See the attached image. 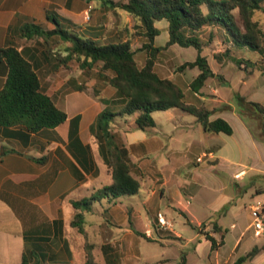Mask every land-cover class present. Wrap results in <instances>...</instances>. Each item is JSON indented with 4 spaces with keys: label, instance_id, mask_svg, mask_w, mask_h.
Returning <instances> with one entry per match:
<instances>
[{
    "label": "crops",
    "instance_id": "0c3cea01",
    "mask_svg": "<svg viewBox=\"0 0 264 264\" xmlns=\"http://www.w3.org/2000/svg\"><path fill=\"white\" fill-rule=\"evenodd\" d=\"M119 1L125 0H0V47L14 46L22 53L32 64L41 90L67 116L63 123L37 131L21 124L0 126V264H22L24 252L36 254L30 264L37 257L47 264H77L73 253L85 252L89 244L101 252L103 264H137L143 239L180 243V248L193 242L191 261L188 252L181 250L173 264L182 256L186 264H233L253 245L264 243L259 242L264 233L253 235L249 210L256 201L264 204V141L254 136L233 96L238 92L236 84L242 89L249 81L240 71H255L252 58L264 61V52L250 51L251 57L235 55L232 51L243 46L217 35L214 44L223 45L212 52L211 59L204 55L212 71L225 76L226 85L210 77L196 93L189 84L198 74L197 68L167 71L155 63L154 70L179 85L187 103L212 110L210 120L225 119L232 134L205 132L194 116L177 108L152 112L155 125L145 130L135 126V114L117 116L111 129L120 134L137 169L132 173L140 182L139 191L113 199L101 197L85 210L74 208L72 201L95 196L112 181L91 125L106 105L119 112L121 104L115 88L97 74L100 63L87 71L74 60L61 62L56 56L66 55L68 42L53 44L54 36L24 37L21 28L34 23L54 29L51 17L60 29L73 30L98 44L122 42L130 38L136 21L115 6ZM155 26L160 32L154 46H164L168 23L161 19ZM145 41L143 36L130 39L140 65L145 52L138 48ZM191 55L181 58L179 64L194 60L196 55ZM238 62L242 66H237ZM229 68L237 72L232 81L226 78ZM6 73V64L0 62V90ZM257 85L264 86V82ZM236 173L241 178L236 179ZM77 211L84 217V233L71 223ZM159 214L168 220L183 215L195 233L185 237L184 228L159 229ZM243 217L245 225L240 223ZM205 233L217 240L222 236L221 245L211 250ZM250 264H264V249Z\"/></svg>",
    "mask_w": 264,
    "mask_h": 264
},
{
    "label": "trees",
    "instance_id": "16d2710c",
    "mask_svg": "<svg viewBox=\"0 0 264 264\" xmlns=\"http://www.w3.org/2000/svg\"><path fill=\"white\" fill-rule=\"evenodd\" d=\"M115 6L136 21L130 38L122 42L98 44L73 30L60 29L58 21L51 17L54 29L46 30L34 23H26L21 28L24 37L54 36L56 39L52 40L53 44L68 42L66 55L56 56L61 62L74 60L80 68L87 71L93 64L100 63L97 74L115 88L117 100L121 104L119 112L112 111L106 105L91 125V132L98 142L100 155L111 172L112 181L103 186L97 195L72 201L76 209H88L101 197L113 199L134 195L139 191L140 182L132 173L137 169L130 161L120 134L111 129V122L117 116L135 114V126L145 130L155 125L152 112L177 108L194 116L205 132L232 134V127L225 119L217 117L210 120L212 110L204 105L187 103L180 86L169 78L161 77L154 70L161 51L171 45L195 49L194 60L184 61L177 65L176 69L199 70L189 84V88L196 93L210 77H216L222 84H227L221 74L212 71L207 57L202 54L203 48L215 37L213 27L217 28L222 39H228L233 44L251 51L264 52V30L254 19L256 11L264 12V0H125L115 3ZM161 19L168 23V40L164 46H154V39L160 32L155 22ZM206 26L211 28L207 40L200 36L201 30ZM135 36H143L146 39L138 48L145 52L141 65L135 58L136 49L130 45V39ZM48 41L49 38L46 43ZM0 62L7 66L6 80L0 90V126L21 124L30 131H37L57 126L66 120L65 111L58 108L52 98L41 90L32 64L16 47H0ZM237 66L242 65L238 62ZM107 71L111 74H106ZM233 96L239 114L246 120L254 136L264 141V105L237 92ZM101 101L108 103V99L101 98ZM251 121L256 123L255 127L250 124ZM71 223L79 232L84 233V217L81 212L75 213ZM205 225L201 224L202 228ZM213 228L217 229L215 224ZM205 238L209 240L211 250L222 243V236L217 240L205 233ZM91 247L89 244L88 250L86 249L84 264H97ZM263 249L264 243L253 245L233 264H250L253 257ZM34 256L36 257L35 253L24 252L22 264H30ZM37 258L33 264H40L41 260ZM175 264H186L185 257L182 256Z\"/></svg>",
    "mask_w": 264,
    "mask_h": 264
},
{
    "label": "rangeland",
    "instance_id": "374dc122",
    "mask_svg": "<svg viewBox=\"0 0 264 264\" xmlns=\"http://www.w3.org/2000/svg\"><path fill=\"white\" fill-rule=\"evenodd\" d=\"M254 19H256L259 23L261 28L264 30V12L262 11H256V13L254 14ZM209 27L206 26L203 28V30H201L200 32V36L203 39H208V31H209ZM214 31V30H213ZM215 36H219L220 38L218 39H222V36L220 34H218L217 28L216 31H214ZM214 37L212 38V41L209 42V44L203 48L202 50V54H205L206 56H208L210 59L212 57V52L217 50V48L221 45H223L222 43H217L214 44L213 42ZM217 39V38H216ZM262 44L264 45V39ZM191 51V52H190ZM251 50H248L247 48L243 47L242 49L235 50L232 51L235 53V55H240V56H250L252 55V52H250ZM238 52V53H237ZM191 53H193V56L196 55V51L194 48L189 47L188 49H183L180 48V46L176 45V48H166L164 49V52L161 54H158V58L156 60L157 63V67H161L163 66L164 69H167V71H173V69L176 68L177 65H179L181 58L183 59H188L191 58ZM251 57V56H250ZM136 58L137 60H139V55L138 53H136ZM255 62L254 65V70H252L253 72H248L246 70H241L240 72L242 73L243 76H245L246 78L249 79V81L247 82V84L241 89L239 87V84H236V90L238 91L237 93L241 94L242 96H245L244 94H242V92H244V90H246V92H249L247 96H245L247 99H250L252 101H259L264 105V86L262 85H257L258 83H263L264 82V61H260L259 59H254L252 58ZM226 69V77L227 79H229L230 81L233 80V78L236 76L235 70H230ZM238 71V70H237ZM251 71V70H250ZM225 77V76H224ZM221 83V82H220ZM222 84V83H221ZM257 85L256 88L258 89H254L252 91L251 87ZM219 89L221 91H224V89L226 90V87H222L221 85L219 87ZM241 91V93H240ZM226 92V91H224ZM159 113L157 115H161V112H156ZM126 116H131V115H126ZM250 124L252 126L255 127L256 123L251 121ZM250 159H248L247 161H245V163L249 162ZM234 189H236L235 185L232 184L231 185ZM235 191V190H234ZM245 198L247 199L248 196H245ZM242 204V203H240ZM238 211L240 213H243L242 209H238ZM198 216H200V214H198ZM170 221H172L173 223V229L175 231H179L180 228H184L186 229V232L184 233L185 237H190L195 233V228L192 227L190 224H188V219L186 217H184L183 215H173L170 217ZM246 219L243 217L241 219L242 224H246ZM194 226V225H193ZM264 238L260 237L259 238V242L263 241ZM181 243H183V240H180ZM192 244L193 242L188 243L186 246L180 248V243H171V244H160L157 241H146V240H141V244L139 245L140 248V255L141 258L139 259V263L137 264H148V262H153V264H173L174 262H176L180 251H187L189 254V261H191L192 257ZM88 248V246L85 247V252H79L76 251L73 253V258L75 260V263L77 264H82V261H85V255H86V249ZM88 250V249H87ZM92 254H93V258L95 261H97V263L99 264H103V259H102V254L99 250L94 249V247L92 246L90 248ZM163 258H170V261H161ZM158 261V262H156ZM156 262V263H154ZM13 264H16L14 262H12ZM17 264H21L19 261L17 262ZM40 264H47V262L42 261L40 262Z\"/></svg>",
    "mask_w": 264,
    "mask_h": 264
},
{
    "label": "built area",
    "instance_id": "2783aa9c",
    "mask_svg": "<svg viewBox=\"0 0 264 264\" xmlns=\"http://www.w3.org/2000/svg\"><path fill=\"white\" fill-rule=\"evenodd\" d=\"M234 177L238 179L241 178V175L236 173ZM249 210L253 235L259 237L264 233V204L261 201H256L250 205ZM156 224L161 230L172 229V222L160 214L157 216Z\"/></svg>",
    "mask_w": 264,
    "mask_h": 264
}]
</instances>
